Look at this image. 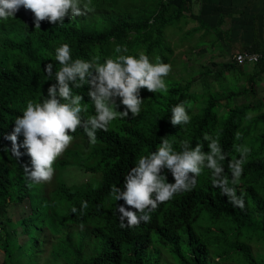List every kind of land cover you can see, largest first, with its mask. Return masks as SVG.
Masks as SVG:
<instances>
[{"label":"trees","instance_id":"trees-1","mask_svg":"<svg viewBox=\"0 0 264 264\" xmlns=\"http://www.w3.org/2000/svg\"><path fill=\"white\" fill-rule=\"evenodd\" d=\"M193 4L194 0H91L92 10L67 20L66 26L44 29L35 28L34 22H30L26 28L13 29L0 24V190L18 184L24 177L22 163H30L26 154L19 161L4 150L11 147V141L4 136L12 132L14 121L22 115L26 101L41 102L49 84L55 82L54 76L49 78L45 73L44 65L52 63L53 72L58 70L57 47L68 44L73 60L96 58L103 63L106 58L115 59L120 54L138 56L139 52H144L153 62L151 59L157 51L173 53L171 45L170 48L165 46L167 26L175 27L182 21L186 25L192 21L199 26L187 30L185 35L201 32V38H204L211 34L212 29L195 14ZM117 46L126 47L127 52L117 53ZM249 52L261 54L260 62L254 65L251 73L246 72L247 66L231 59L229 63L216 65L221 66L216 71L202 68L200 74L184 86L165 81L166 94L141 89L143 103L138 116L132 117L129 113L128 118L112 121L108 131H98L97 146L90 144L78 128L71 135L75 139L85 137L86 145L74 143L53 164L56 171L65 170L71 163L74 169L77 167L94 174L86 189H78L75 195L78 201L85 196L109 193L113 185L122 186L124 176L138 158L156 151L161 137L168 139L176 150H180V141L187 140L193 147L197 143L204 144V151H207L204 134L218 137L223 150L229 153L228 159L222 162L226 173L228 161L239 158L233 145H247L251 149L236 186L237 195H244V208L233 206L220 189L212 187L207 170L188 193L190 196H179L184 201L178 199V204L173 199L177 205L162 204L165 209H174L175 213L167 215L163 210L164 217H153L149 222L152 227L157 224L164 227L165 232L155 242L164 243L160 248L167 259L162 261L160 255L161 260L157 257L148 264H264V98L257 103L248 101L255 95L257 78L262 76L260 83H264V41ZM169 59L161 55L159 60L172 66L173 61ZM231 71L240 79L246 78L241 90H233L232 84L223 77L225 72ZM197 83V87L203 88L202 93L194 89ZM73 91L84 96L82 104L88 111L82 115H94L87 86ZM240 97L246 101L232 106L230 100ZM182 101L190 102V105L185 103V108L191 122L174 127L169 120L171 108ZM194 109L195 113L192 112ZM246 115L251 118L246 119ZM33 188L24 182L10 200L21 201L26 198L25 192ZM4 201L0 194V204ZM205 201L214 203L215 208L207 209ZM66 222L74 223L73 217L59 219L55 230ZM7 231L0 227V234H4L0 239L3 251L0 264H38L39 249L35 241L30 238L27 243L20 242ZM131 235L136 238L138 233ZM57 241L43 264H136L132 259L134 256L129 257L126 253L138 255L139 251L135 245L127 247L124 243L122 250L116 248L115 252L109 251L107 256L94 261L93 243L86 247L83 239L75 241L64 232Z\"/></svg>","mask_w":264,"mask_h":264},{"label":"clouds","instance_id":"clouds-1","mask_svg":"<svg viewBox=\"0 0 264 264\" xmlns=\"http://www.w3.org/2000/svg\"><path fill=\"white\" fill-rule=\"evenodd\" d=\"M91 10V0H0V24L17 29L34 22L35 28L52 29L66 26L67 20ZM115 51L127 52V48L117 46ZM55 60L60 65L55 72L52 63L44 65L48 77H55L46 96L39 103L26 101L12 132L4 136L11 141V147H5V151L19 161L25 154L30 158V163H22L23 179L0 190L5 199L0 204V227L8 229L11 236L15 235L23 243L32 238L36 247L40 245L38 254L46 252L45 257H50L51 248L57 245L64 232L75 241L83 239L86 247L93 243L94 261L107 256L109 251L115 252L116 248L122 250L124 243L127 247L132 244L138 248V255L126 254L134 256L136 264H148L160 255L162 261L167 259L160 248L164 243L155 242L165 232L164 227L161 224L152 227L149 222L153 217H164L163 210L167 215L175 213L174 209L167 207V210L162 204L168 206L174 203L173 199L180 204L177 200L183 199L179 196H190L188 193L207 170L212 187L220 189L233 206L244 208V195H237L236 186L251 149L247 145H233L239 158L228 161L226 173L222 162L228 159L229 153L223 150L218 137L208 133L203 136L207 151H204V144L197 143L193 147L187 140L180 141V150H176L168 139L161 137L156 151L138 158L124 176L122 186L113 185L109 193L85 196L77 201L78 189H86L94 174L74 169L71 163L65 170L53 168L55 161L74 143L86 145L85 137L75 139L71 133L82 129L89 143L97 146L98 131H108L112 121L128 118L129 113L132 117L140 114L141 89L154 94L167 93L164 78L169 75L171 65L159 58L150 62L144 52H139L138 56L120 54L115 59L106 58L103 63L96 58L73 60L66 43L55 49ZM84 86H87V96L95 111L94 115L86 117L82 115L88 111L82 104L84 96L73 91ZM185 103L190 105L182 101L172 106L169 118L172 126L191 122ZM21 135L23 137L18 140ZM236 135L239 139V132ZM101 142L106 140L101 139ZM71 171L80 178L89 176V179L76 183L75 178L70 177ZM24 182L34 188L28 189L26 198L21 201H11L16 188ZM204 203L207 209L215 208L211 201ZM12 208L17 209L16 220L12 217ZM69 217H73L74 223L60 224L55 230L59 219ZM131 233H138V236L135 238ZM3 238L2 233L0 239Z\"/></svg>","mask_w":264,"mask_h":264},{"label":"crops","instance_id":"crops-1","mask_svg":"<svg viewBox=\"0 0 264 264\" xmlns=\"http://www.w3.org/2000/svg\"><path fill=\"white\" fill-rule=\"evenodd\" d=\"M193 10L206 27L212 29L209 32L211 34L205 36L206 44H210L213 37H216L215 42L218 43L212 46L214 50L210 52L205 49L209 45L200 46L204 47L205 54L202 56L213 57V62L207 59L209 62L229 63L236 53L249 52L252 47L264 41V0H194ZM199 34V38L202 37L201 32ZM248 70L250 68L246 67V72ZM261 80L262 76L257 78V88H262L264 92Z\"/></svg>","mask_w":264,"mask_h":264},{"label":"rangeland","instance_id":"rangeland-1","mask_svg":"<svg viewBox=\"0 0 264 264\" xmlns=\"http://www.w3.org/2000/svg\"><path fill=\"white\" fill-rule=\"evenodd\" d=\"M185 22H179L178 25H176L175 27L173 26H167L165 28V38H167L165 46L170 48V45L173 47V53L170 54L168 52L162 51H157L155 53V55L153 56V58L151 59L153 62H156L157 58H161V55H165L167 56V58H170V62H172V66H171V71L169 73V75L167 77H165V81H169V82H177L180 85L184 86L188 80H190L192 77H194L195 75H199L200 74V70L203 69H209V70H214L216 71L217 69H219L221 66H216L219 65L222 62L219 63H214L212 65L213 62V57H207L202 56L203 54H205L204 52V47H200V46H208L209 47H205V49H207L209 52L213 51L214 49L212 48L215 47L218 43L215 42L216 37L214 38V33H212L213 35H211L213 37V41H210L209 43L211 44H206L207 41L204 38H199L200 34L198 33L197 36H195V34L193 35H185V32L191 28H193V26H197L198 24L196 22H192L189 21L186 25L184 24ZM197 34V33H196ZM200 50V51H199ZM207 59L211 60L212 62L207 61ZM170 64V63H169ZM219 67V68H218ZM250 70H248V72H253L252 70V66L249 67ZM187 78L185 80H183L182 78ZM224 78H226L228 83L232 84V89H239L240 90L243 88L242 85L244 84L243 81L246 80V78H239V76L237 75V73L235 72H225L223 75ZM173 78V79H172ZM239 78V79H238ZM238 79L236 82L234 80ZM262 84V83H261ZM199 85V83L195 84L194 89L196 91H198V93H202L203 92V88L201 90L200 87H197ZM210 86V85H209ZM262 86V85H260ZM263 87V86H262ZM228 89V87H226ZM234 90V89H233ZM262 98H264V92L262 90V88L258 87L255 89V95L253 98H250V100H248L249 102L252 103H257L259 100H261ZM249 99V98H248ZM232 102V106L234 105H241L242 103H244L246 101V99H244L243 97L240 98H236L233 100H230ZM192 112H196V110L194 109ZM71 178H75L76 183H81L86 181L87 179H89V176H85L83 178H80L75 171H71ZM16 213H17V209L16 208H12V217L14 220L17 219L16 217ZM49 244V243H48ZM40 245H37V247H39ZM46 252L43 253L42 255L38 254L37 258L38 260V264H43L46 261ZM3 256V252L0 251V261L2 259ZM53 258V257H52Z\"/></svg>","mask_w":264,"mask_h":264},{"label":"built area","instance_id":"built-area-1","mask_svg":"<svg viewBox=\"0 0 264 264\" xmlns=\"http://www.w3.org/2000/svg\"><path fill=\"white\" fill-rule=\"evenodd\" d=\"M239 65L253 66L261 60V54L255 52H239L233 58Z\"/></svg>","mask_w":264,"mask_h":264}]
</instances>
